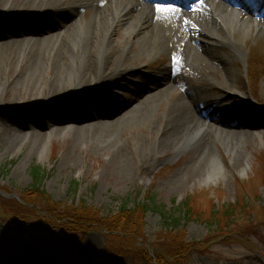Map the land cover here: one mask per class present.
<instances>
[{
  "label": "rangeland",
  "instance_id": "1",
  "mask_svg": "<svg viewBox=\"0 0 264 264\" xmlns=\"http://www.w3.org/2000/svg\"><path fill=\"white\" fill-rule=\"evenodd\" d=\"M0 6L5 7L4 3H0ZM256 6L259 10L264 9L262 2L261 4L256 2ZM3 10L0 12H4ZM94 14V12L86 14L85 20L88 21ZM263 21V18L259 19V26ZM24 22L21 19L18 24L13 25L12 21L7 24L5 20H1L0 43L19 38L15 32L25 34V38H31L34 34L28 35L30 31L39 32L46 27L45 25L44 28L41 27L35 20L31 21L32 24L26 20ZM253 28L255 27L253 26L252 30ZM256 34L257 31L254 29V32L240 42L239 49L244 55L243 59L231 49L215 48L214 51L215 54L231 63L237 79L232 93L218 89L212 90L211 94L218 99L216 101L218 105L211 110L205 108L202 119H212L217 116L215 113L220 111L219 116L222 119L221 124H218L220 128L228 132L242 130L248 133L247 137L240 140V143H243V149L240 152L237 149L230 152V147L234 148L232 145L234 142L230 143L228 149L227 142L222 140L225 137L224 134L214 136L217 140L214 148L216 147L218 159L225 169V173L219 178L208 181V179H203L202 175L198 179L189 180L183 188L166 187L165 184L170 178L186 164L187 153L184 151L178 154L156 156L150 150L152 141L146 138L148 133L125 127V124L111 129L106 134L90 137L91 145L100 146L102 144L105 147L117 143L121 152L119 159L115 162H110L109 156L102 154L99 150L89 152L87 146L80 147L76 156L67 157L71 144L70 132L79 125L71 123L56 125L48 129L45 123H55L54 121H60L56 119L62 120L65 117L67 119L78 118V115L83 117L87 108L96 118L105 121L109 118H103L105 114L108 116L114 114L112 100H107L110 96L106 94L109 92L106 90L101 93L103 97H106L105 100H102L100 96L92 98V95H88L82 96L79 100L69 98L70 100L63 101L66 103L65 107L69 108L65 110L67 114L64 115H60L56 110H48L45 105H34L31 109L17 110L8 104L9 101H4L3 106H0V197L11 198L13 196L22 201L33 184L30 174L33 166L46 168L47 177L41 191L45 192L51 202L68 206L76 204L77 207L83 201L87 206L101 213L104 218L116 215L125 203H127V209L133 210L137 204L146 202L145 195L151 190L158 210L150 211L141 220L137 218L133 220L136 225L140 226L139 229L135 226L136 232L139 233L140 240H137L140 246L148 250H156L161 242L167 246V239L179 234L185 238L183 246L188 245L185 256L181 250H177L181 252V255L176 258L179 264H264V112L263 114L255 113L250 106L251 103H257L264 109V35ZM120 41L119 37L115 46H118ZM15 50L19 51V47L17 46ZM180 55L167 52L157 54L152 51L145 55L150 60L142 64L143 66L139 61L130 60L129 63L135 67L139 66L137 70L140 71V74L131 78L130 81L141 84L144 83V78L154 77L153 74L159 68L170 63L179 65L182 60ZM183 56L182 54V58ZM186 58L185 56V60ZM146 64L148 68L143 70ZM14 65L11 73L7 75L8 83L5 86L7 97L16 86V80L30 72L29 66ZM185 67H187L185 76L190 69L193 73L189 74L196 82L204 79L206 83L211 82L215 85L219 83V78H216L214 72L217 71L219 74L224 72L217 63L210 61L202 65L200 62L198 64L193 62ZM1 75L3 71L0 72V79ZM122 85L125 86V90L114 91V96L133 97L136 85L131 86L124 83ZM20 87L21 85L18 86ZM238 96L239 98H236ZM44 97L48 96L41 93L32 95L31 99L37 101ZM86 100L88 102L93 100L95 108L89 109ZM82 101L85 104L80 109L76 105ZM229 101L233 102V106H230ZM115 106L119 108L118 105ZM158 108L154 106L149 109V115L137 118L135 123L142 125L147 120L153 122L154 115L160 112ZM243 123L245 125L241 129L240 125ZM58 128L65 131L57 134ZM48 134L50 138L46 141L49 142L46 155L26 154L38 136ZM17 140L22 144L18 143V147L12 146ZM239 153L247 158L248 165L245 171L236 170L231 166L232 160ZM147 167L152 169L146 172ZM75 181L78 183L77 192L73 191ZM239 197H245L246 200L251 197L250 209L243 210L241 213L239 223L242 226L236 233L225 234L224 237H220L219 234L210 236L208 226L195 221L181 222L180 227L176 229L177 232L175 229H166V224L158 214L161 209L166 213H175L179 206L187 200H190L192 207L200 213L207 214L212 207L221 209L223 205L236 202ZM0 205H2L1 202ZM39 209V215L42 216L44 213L41 208ZM203 218L207 216L204 215ZM241 228H244V231H239ZM103 234L102 231L94 228L86 235H81L79 238L77 236L76 242L70 246L64 242V235L61 232L50 238L46 232L34 226L21 229L8 224V220L7 223L0 220V261L1 264H107L103 262L102 255L109 244ZM22 247L34 249L39 262L35 263L31 260L28 263L24 259L18 260L19 258L16 257L18 253L28 258L32 254L20 252L19 248ZM166 249L175 251L169 249L168 246ZM171 262L176 264L173 260ZM130 263L131 260L125 264Z\"/></svg>",
  "mask_w": 264,
  "mask_h": 264
},
{
  "label": "bare ground",
  "instance_id": "2",
  "mask_svg": "<svg viewBox=\"0 0 264 264\" xmlns=\"http://www.w3.org/2000/svg\"><path fill=\"white\" fill-rule=\"evenodd\" d=\"M149 1L0 0L5 6H0V10L4 8L0 15L8 17L5 20L7 24L9 21L18 24L22 19L23 23L24 20H39L37 24L41 27L43 24L50 26L40 33L30 31L28 35L34 34L31 38L15 32L19 38L0 43V72L3 71L0 79V106H3L5 100L17 110L45 105L48 110H56L64 115L69 108L65 107L63 101L69 98L79 100L88 95L103 96L101 93L108 90L106 94L111 97L114 113L112 119L99 120L87 108L83 117H65L62 120L56 119L60 121L55 123H45L48 129L71 123L79 125L70 132L71 144L67 157L76 156L80 147L87 146L89 152L99 150L109 156L110 162H115L121 152L118 144L105 147L102 144L91 145L90 137L106 134L125 124V127L148 133L146 138L152 141L150 150L156 156L184 151L187 153L186 164L165 184L168 188L180 189L189 180L198 179L202 175L203 179L211 181L225 173L214 148L217 142L214 136L224 134L222 140L227 142L228 149L230 143L234 142L230 152L243 149L240 140L247 137L248 133L242 130L228 132L218 125L222 122L221 117L202 119V110L205 107L213 108L212 103L216 97L211 94L212 90L232 93L237 79L231 63L215 54V48L231 49L243 59L240 42L254 29L256 35H264V23L259 26L257 17L260 14L256 7H245L238 0H202L197 6L192 3L198 0H160L168 3L166 6L151 4ZM92 12L95 14L88 21L85 20V15ZM253 26L255 28L252 30ZM119 37L121 41L115 46ZM17 46L19 51L15 50ZM152 51L157 54H181L179 57L182 60L179 65L170 63L159 68L153 74L154 77L144 78V83L130 81L140 71L137 70L139 66L135 67L129 61L134 59L143 66L150 60L145 55ZM208 61L217 63L224 71L221 75L214 72L216 78H219L217 85L206 83L204 79L196 82L189 74L193 73L190 69L185 76V65L193 62L208 64ZM14 64L17 67L29 66L30 72L16 80V86L7 97V75L15 67ZM147 68L146 64L143 70ZM123 83L136 85L133 97L113 95L114 91L125 90ZM41 93L48 97L37 101L31 99L32 95ZM54 101L56 103L52 104ZM229 102L233 106V102ZM91 103L86 100V104L93 108ZM84 104L82 101L76 106L81 109ZM154 106L159 107L160 112L154 115L153 122L147 120L142 125L135 123L137 118L147 115ZM75 112L79 113L78 110ZM244 125L241 124L240 128L243 129ZM64 131L58 128L57 134ZM49 138V134L38 136L26 154L46 155L49 143L46 141ZM18 143L17 140L12 146L18 147ZM235 157L231 166L245 171L247 158L240 153ZM151 169L147 167L145 171ZM19 251L32 254L28 258L18 253V260L39 262L31 247H22Z\"/></svg>",
  "mask_w": 264,
  "mask_h": 264
},
{
  "label": "trees",
  "instance_id": "3",
  "mask_svg": "<svg viewBox=\"0 0 264 264\" xmlns=\"http://www.w3.org/2000/svg\"><path fill=\"white\" fill-rule=\"evenodd\" d=\"M30 174L33 184L21 202L16 199L0 197L2 203L0 205V219L21 225L35 224L38 227L48 229L51 234L61 230L65 234V240L71 246L75 243L78 235L96 228L104 233L106 242L109 244L104 254V262L110 264H115L117 260L123 264L122 261L127 259L131 260L132 264H173L171 260L179 264L176 258L181 255V252L177 250H181L185 256L188 245L185 246L184 244L183 246L185 238L179 234H175L166 241L168 248L175 251L166 249L167 246L162 244L163 242L160 243L161 245L159 244L156 250H148L140 246V242H138L140 240L139 233L135 230V226L138 229L140 226L136 225L133 220L136 218L141 220L150 211L158 210L155 206V196L151 190L145 195L146 202L137 204L133 210L127 209V203H125L116 215L104 218L101 213L88 207L83 201L77 207L76 204L69 206L54 204L48 199L45 192L41 191L47 177L46 168L33 166ZM77 186L78 183L75 181L73 183L74 192H77ZM250 199L251 197L249 200H246L245 197H239V200L229 205H223L221 209L212 207L207 214L200 213L192 207L190 200H187L179 206L175 213H166L161 209L158 214L166 224V229H175L177 232L176 229L180 227L181 222L195 221L207 225L210 236L219 234L220 237H224L225 234L236 233L238 228L242 226L239 223L241 213L243 210L250 209ZM39 208L44 213L42 216L39 215ZM204 215L207 218L204 219ZM239 231H244V228Z\"/></svg>",
  "mask_w": 264,
  "mask_h": 264
}]
</instances>
